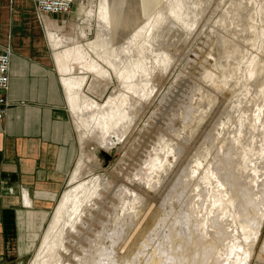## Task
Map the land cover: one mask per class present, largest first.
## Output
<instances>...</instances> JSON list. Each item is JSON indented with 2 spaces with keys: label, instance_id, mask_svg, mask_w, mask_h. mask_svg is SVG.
Returning a JSON list of instances; mask_svg holds the SVG:
<instances>
[{
  "label": "bare ground",
  "instance_id": "obj_1",
  "mask_svg": "<svg viewBox=\"0 0 264 264\" xmlns=\"http://www.w3.org/2000/svg\"><path fill=\"white\" fill-rule=\"evenodd\" d=\"M181 1L103 0L96 13V37L86 46L59 50L62 40L49 33L81 146L70 181L75 185L63 192L30 264H70L63 255L71 256V243L80 245L70 233L77 236L84 226L93 236L85 237L88 248L81 244L83 254L76 252L73 258L77 264L84 256L82 264H107L101 262V256L114 254L124 230L137 232L142 198L124 186L110 190L108 181L93 173L89 163L94 161L99 167L98 159L92 151H85L84 141L95 136L101 145L114 149L129 137L143 99L153 93V73L165 71L175 60L176 53L164 47V39V48L156 47L157 35H165L167 26V31L174 27L184 30L178 33L183 36L193 32L206 9L205 3L194 0V17L183 16ZM230 4L214 21L222 30L221 60L216 63L221 76L203 73L217 92L230 88L231 97L223 113L226 119L215 124L221 127L224 137L219 142L214 129L211 138L219 143L208 146L203 142L192 158L195 166H186L184 187L173 193L176 200L182 201L181 212L171 204L167 241L159 256H152L147 264H248L259 241L264 223V0H232ZM74 63L90 71L87 94L82 78L66 77ZM113 78L125 89L112 92L104 104H99L95 98L106 94ZM216 99V95L202 92L198 104L179 115L197 121L199 127ZM176 150L178 146L172 141H158L148 162L151 176L146 180L150 187H158L153 175L170 170L168 155ZM88 175L91 178L85 180ZM103 193L112 194L117 201L111 203V211L97 210ZM65 206L70 212L68 221L63 219ZM96 211L106 217L99 220L101 230L86 225V214L94 219ZM108 238L112 239L110 245L106 243ZM259 257L264 260V240Z\"/></svg>",
  "mask_w": 264,
  "mask_h": 264
},
{
  "label": "rangeland",
  "instance_id": "obj_2",
  "mask_svg": "<svg viewBox=\"0 0 264 264\" xmlns=\"http://www.w3.org/2000/svg\"><path fill=\"white\" fill-rule=\"evenodd\" d=\"M193 1L194 0L181 1L183 3V16L190 15V18L194 17L192 9ZM199 1L205 3L206 9L201 16L202 18L198 21L196 30L184 36L181 33L180 35L183 36L181 37L178 33L184 32L183 29H181L183 31H180L176 30L174 27V29L168 30V32L167 26L164 29L165 32H163L165 35H157L155 42L156 47L162 48L161 39H164L166 44L164 47L176 53L175 60L167 65L165 71H156L153 73L154 88L151 89L153 93L143 99V106L136 113L132 131L129 133V137L124 144H122L121 147L110 149L101 145L98 138L95 136L84 141L85 151H92L96 159H98L99 167H95L94 161H92L94 163H89L90 166L93 167V173L104 177L108 181L110 190L118 191L120 186H124L138 193V196L142 198L143 201L140 204L139 213L136 218L138 225L137 232L135 233L134 229L133 232H129L125 229L121 243L119 242L118 246L115 247L114 254L110 257L108 255L110 252L106 254L108 255L107 257L105 254V256L102 255L101 257H104V260L101 261L102 263L129 264L132 262L133 264H147L152 256H159L162 246L165 245L167 241L168 225L172 220V214H170L171 204H174L176 212H181L180 203H182V201L176 200L173 193L175 191H181L182 187H184L182 183L183 171L189 164L191 167L195 166L192 163V158L203 142L211 146V144H218L223 140L224 132L221 127L218 125L215 126V124L219 119L222 121L226 119L223 113L231 97L229 92L230 88L224 89L223 92H217L211 85L210 80L203 76V73L205 71H210L218 77L221 76V70L219 71V67H216V63L221 60V57L219 58L221 55L219 34L222 30L215 25L214 21L218 20L220 14L231 5L230 1L232 0ZM102 2L103 0L80 1L76 10L79 12V28L77 30L75 29L74 34L71 36L60 33L56 34V32L51 30L52 28H49L62 40V45L59 47V50L73 49L78 45L86 46L89 41L95 39L97 34L96 13ZM88 13H90L91 16H89ZM173 31L176 35L172 33ZM170 41L173 42V45H176L177 49H175L172 44L170 45ZM105 68L108 69L107 65H105ZM65 74L66 77L74 75L82 78L84 80L83 91L87 94V81L89 83L92 78L87 68L83 67L80 63H74L73 69ZM121 89L124 90L125 87L113 78L112 85L106 94L102 98H95V101L99 104H104L112 92H119ZM202 92H210L216 95L217 99L216 103L204 117L200 126L197 127V121L183 119L179 113H187V108L196 106ZM135 98L137 99V96ZM68 110L76 125L75 117L69 102ZM214 129L216 130L214 135L216 134L218 137L217 140L219 141L216 140V143H214V140H212L213 138H211ZM78 138L80 141L79 133ZM160 139L172 141L178 146V150L174 152V155H168V160L171 165L170 170L167 173H161L160 176L153 175L154 180L158 182V187L153 188L147 183V180L151 176L150 174L148 175L147 168L151 156L154 155V148L158 145ZM79 154L80 150L77 158H79ZM76 161L66 178L63 190L56 198L52 208L48 210L47 213L49 216L44 225L39 229L31 228L27 230L28 232L26 231L24 244L28 245L33 242L31 250L27 251L23 256H13L9 259L10 264H30L33 261L35 253L41 245V237L42 235L44 236L53 216L56 214L57 206L63 197V192L68 191L75 185H72L70 181L76 167ZM89 178H91V176L88 175L85 180ZM102 196L100 200L98 199L97 210L111 211V203H117L115 197L112 194L110 195V193H103ZM69 205L71 204L67 206ZM68 211L66 206L62 210L63 219L65 221H68L67 218L70 214V212L68 214ZM86 217V225L88 224L97 230H101V227L99 228V220L106 219L103 213L97 211L94 219H90L89 214H86ZM67 226L66 228L69 229V225ZM84 227L81 229L82 233L77 236H74V233H70V235H73V238L80 245L84 244V246L88 248L85 237L93 235L90 233L89 228L85 229ZM84 231L85 233H83ZM34 233L38 234L37 238L34 240L28 238L29 235H33ZM132 233H134V235ZM263 240L264 223L255 252L250 257L248 264H264V260L259 257ZM111 241L112 239L108 238L106 243L110 245ZM20 243L21 245L23 244V242ZM80 245L77 247V245L74 246V242L71 243L69 246L71 256L70 254L63 255V258L68 260L70 264H77L73 258L74 253L78 252L81 255L83 254L79 248ZM85 258L86 256H84L83 261ZM110 258L112 261H110ZM82 262L80 264H82Z\"/></svg>",
  "mask_w": 264,
  "mask_h": 264
},
{
  "label": "crops",
  "instance_id": "obj_3",
  "mask_svg": "<svg viewBox=\"0 0 264 264\" xmlns=\"http://www.w3.org/2000/svg\"><path fill=\"white\" fill-rule=\"evenodd\" d=\"M80 1L70 15L50 16L49 28L74 34ZM49 28L33 0H0V45L12 49L11 106L0 118V264L31 250L26 231L44 225L80 150Z\"/></svg>",
  "mask_w": 264,
  "mask_h": 264
},
{
  "label": "built area",
  "instance_id": "obj_4",
  "mask_svg": "<svg viewBox=\"0 0 264 264\" xmlns=\"http://www.w3.org/2000/svg\"><path fill=\"white\" fill-rule=\"evenodd\" d=\"M40 23L47 30L52 15H70L76 0H33ZM12 49L0 45V118L7 116L11 106L6 92L9 89Z\"/></svg>",
  "mask_w": 264,
  "mask_h": 264
}]
</instances>
